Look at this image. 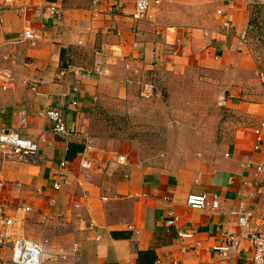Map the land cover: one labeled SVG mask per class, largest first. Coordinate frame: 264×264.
Returning a JSON list of instances; mask_svg holds the SVG:
<instances>
[{"label":"crops","instance_id":"obj_1","mask_svg":"<svg viewBox=\"0 0 264 264\" xmlns=\"http://www.w3.org/2000/svg\"><path fill=\"white\" fill-rule=\"evenodd\" d=\"M96 1V12L93 0H18L24 11L0 12V65L14 79L0 90V128L39 145L23 160L0 151V208L15 219L11 234L38 243L41 264H254L249 236L264 234V58L249 34L260 0H149L138 21L133 0ZM24 27L39 39L23 38ZM193 68L223 73L227 83L222 131L196 154L179 161L97 131L104 108L149 99L143 82L164 93L168 78ZM44 106L61 112L69 135L37 115ZM189 194L215 195L219 206L188 207ZM2 234L0 221V264H17ZM226 234L237 243L221 254L214 246Z\"/></svg>","mask_w":264,"mask_h":264},{"label":"rangeland","instance_id":"obj_2","mask_svg":"<svg viewBox=\"0 0 264 264\" xmlns=\"http://www.w3.org/2000/svg\"><path fill=\"white\" fill-rule=\"evenodd\" d=\"M249 39L256 54L264 58V1L252 3ZM193 68L164 82V98L134 97L104 108L95 116L99 133L136 139L150 154L182 161L196 154L210 137L219 136L226 121L225 76Z\"/></svg>","mask_w":264,"mask_h":264},{"label":"built area","instance_id":"obj_3","mask_svg":"<svg viewBox=\"0 0 264 264\" xmlns=\"http://www.w3.org/2000/svg\"><path fill=\"white\" fill-rule=\"evenodd\" d=\"M134 1V13L133 18L135 20H142L147 15V10L149 7V0H133ZM18 8L21 11H24L25 5H19L18 0H0V12L5 9ZM91 10L93 12L98 11L97 1L93 0L91 4ZM49 11L52 14H58L60 8L56 5L49 7ZM217 13H220V10H217ZM22 36L25 39L36 41L39 39V34L35 32L30 27H24L22 30ZM14 86V79L10 70L6 67L0 65V90L8 91ZM163 90L159 88L156 84L152 82H143L141 85V96L145 98H161L163 96ZM37 115L49 120L52 123V132L59 135H69L70 132L66 127L62 114L56 108L50 106H44L37 111ZM256 144L254 149H259V142L261 140L259 131L256 130ZM39 145L37 141L23 138L19 136L18 133L7 129L0 128V151L7 159H18L23 160L27 157H33L38 153ZM119 159H121L119 157ZM63 165V162H61ZM82 168H88V161L82 160L80 163ZM261 168H258L260 170ZM60 184L56 182L54 188L59 189ZM186 205L191 208H208L215 210L219 206L217 196H208L207 194H189L186 197ZM28 210V208H25ZM20 211L17 212L19 214ZM176 217L171 216L167 221V224L171 225L176 222ZM0 221L3 227L2 239H12L14 248H13V259L17 264H41V253L42 247L29 239L23 237L15 236L12 232V227L14 226L15 219L11 216H5L3 211L0 208ZM239 223L242 225L245 222V217H240L238 219ZM179 236L184 235V231L179 230ZM226 242L222 245L214 246V250L220 252L221 254H226L231 244H236L237 241L233 234H226ZM249 240L253 246V262L254 264H263L264 263V234L262 233H251Z\"/></svg>","mask_w":264,"mask_h":264},{"label":"trees","instance_id":"obj_4","mask_svg":"<svg viewBox=\"0 0 264 264\" xmlns=\"http://www.w3.org/2000/svg\"><path fill=\"white\" fill-rule=\"evenodd\" d=\"M73 148H74V153L77 151H80L81 150V147H79L77 144H70V146H69V150L71 151V150H73ZM73 156H74V154H73ZM72 156V157H73Z\"/></svg>","mask_w":264,"mask_h":264}]
</instances>
